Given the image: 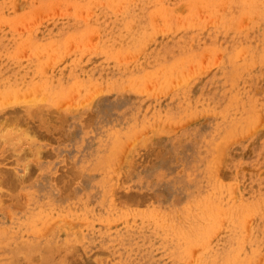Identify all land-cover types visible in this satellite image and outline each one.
Wrapping results in <instances>:
<instances>
[{"label": "rangeland", "instance_id": "rangeland-1", "mask_svg": "<svg viewBox=\"0 0 264 264\" xmlns=\"http://www.w3.org/2000/svg\"><path fill=\"white\" fill-rule=\"evenodd\" d=\"M200 2L0 0V264H264V0Z\"/></svg>", "mask_w": 264, "mask_h": 264}, {"label": "bare ground", "instance_id": "bare-ground-1", "mask_svg": "<svg viewBox=\"0 0 264 264\" xmlns=\"http://www.w3.org/2000/svg\"><path fill=\"white\" fill-rule=\"evenodd\" d=\"M199 1H200V0H199ZM202 1H203V0H201V2H202ZM201 2H200V3H201ZM228 2H229V1H228ZM190 3H191V2H190ZM246 6H247V5H246ZM232 8H233V7H232ZM242 9H243V8H242ZM236 11H237V10H236ZM236 11H235V12H236ZM232 39H233V38H232ZM235 40H237V39H235ZM237 41H238V40H237ZM237 41H236V42H237ZM234 43H235V42H234ZM237 44H238V43H237ZM239 44H240V43H239ZM238 46H239V45H238ZM250 51H251V49H250ZM253 54H254V53H253Z\"/></svg>", "mask_w": 264, "mask_h": 264}]
</instances>
